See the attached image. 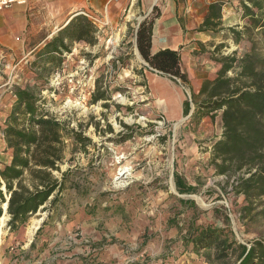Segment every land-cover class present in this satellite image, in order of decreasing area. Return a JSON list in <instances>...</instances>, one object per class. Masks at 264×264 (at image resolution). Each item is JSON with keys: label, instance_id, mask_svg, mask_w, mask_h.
Returning <instances> with one entry per match:
<instances>
[{"label": "rangeland", "instance_id": "374dc122", "mask_svg": "<svg viewBox=\"0 0 264 264\" xmlns=\"http://www.w3.org/2000/svg\"><path fill=\"white\" fill-rule=\"evenodd\" d=\"M53 2L30 0L31 10L27 2L22 5H27L28 21L18 34L23 50L13 54L10 49L12 55L0 59V133L16 101L8 92L22 86L43 99L45 111L82 131L92 144L83 149L66 140L60 169L68 172L67 182L55 206L48 202L16 232L9 231L7 215L0 218V264H221L208 262L184 237L192 223L223 226L225 216L240 242L250 245L260 238L264 225L240 218L243 196L232 191V179L215 175L210 164L212 145L222 133L220 112L193 118L194 109L181 122L164 120L146 98L140 69L147 63L133 44L132 31L128 28L121 38L119 31H104L110 23L101 17L83 14L103 27L95 45L68 41L70 50L60 65L44 61L39 52L55 36L47 39L56 26L50 22L56 17ZM37 4L41 12L33 24ZM237 48L241 55L244 47ZM97 79L110 100L93 104ZM135 130L125 143L114 140ZM1 157L3 164L8 158ZM61 172L55 174L61 178ZM175 172L197 192L179 194ZM178 198L194 200L197 208Z\"/></svg>", "mask_w": 264, "mask_h": 264}, {"label": "trees", "instance_id": "16d2710c", "mask_svg": "<svg viewBox=\"0 0 264 264\" xmlns=\"http://www.w3.org/2000/svg\"><path fill=\"white\" fill-rule=\"evenodd\" d=\"M240 5L245 20L240 28L222 27L223 3L209 5L199 30L228 31L234 44L244 47V52L239 55L237 48L223 54L224 48L229 47L227 43L215 47L212 58L219 69L215 78L204 81L198 95L192 94L195 111L191 117L213 118L214 113L220 112L222 133L212 145L210 164L215 175L225 176L227 181L232 179V191L243 196L240 218L264 225V0H241ZM153 17L145 18L136 32L137 49L147 63L140 69L141 73L151 68L187 84L189 79L182 69L179 51L151 52ZM98 30L86 15L77 14L44 44L40 56H45L44 61L48 63L60 65L63 54L70 50L69 42L95 45ZM13 93L16 101L2 126L11 160L0 167V217H9L10 232H16L39 210L45 209L48 202L55 206L60 201L68 175L60 169L66 140L83 149L92 144V139L82 131L45 111L43 99L28 87L14 86ZM196 96H202V101H197ZM108 100V91L102 89L97 79L91 102ZM189 104L190 101L185 103L186 114ZM108 127L113 132L111 124ZM125 127L133 130L132 126ZM95 129L98 130L97 123ZM136 134V130L123 133L114 140L122 144ZM55 172H61L62 177ZM174 180L179 194L198 190L177 172ZM178 199L184 205L197 208L194 200ZM223 224L192 223L184 237L186 244L192 245L196 253L202 251L208 262L228 264L234 260L232 264H264V233L248 245L237 239L228 216L224 217Z\"/></svg>", "mask_w": 264, "mask_h": 264}, {"label": "crops", "instance_id": "0c3cea01", "mask_svg": "<svg viewBox=\"0 0 264 264\" xmlns=\"http://www.w3.org/2000/svg\"><path fill=\"white\" fill-rule=\"evenodd\" d=\"M29 1V2H28ZM37 0H35L36 2ZM241 0H54L52 8L56 17L52 21L56 26L47 33V39H51L67 22L77 14H86L93 17H101L106 23H110L107 29L119 31L120 38L126 36V30L133 33V44L139 54L136 42V32L139 24L152 16L151 52L160 49H173L181 54V66L188 75L189 82L183 84L179 79H173L157 70L144 69L146 98L153 109L157 110L168 122H180L188 118L195 104L191 101L192 94L198 95L204 81L213 79L219 69V65L213 60L212 51L221 43H227L228 53L236 47L231 34L228 31H200V27L207 15L209 5L215 2L223 3L222 27L240 28L245 20L242 17L243 10ZM30 0H27V4ZM51 2L49 3V6ZM14 4L10 10L0 13V59L23 50V43H19L18 34L25 30L27 17L25 8L27 5ZM30 5V4H29ZM36 11L34 18L30 17V23L37 24ZM156 7V9H155ZM50 8V7H49ZM31 10V5H30ZM53 11V12H54ZM66 16H62V15ZM155 14L158 16L155 18ZM29 15H32L30 13ZM90 16V17H91ZM96 25V21H93ZM5 25V27H3ZM100 31L103 30L98 25ZM128 31V32H129ZM233 49V50H232ZM232 50V51H231ZM222 51L223 54H228ZM218 54H215L216 56ZM18 66L14 65L16 68ZM147 66V64H146ZM8 94L14 97L12 90ZM2 95H4L2 93ZM7 95V94H5ZM8 97V95H7ZM6 97V98H7ZM190 97V99H189ZM199 96H196L198 98ZM190 101L188 114L185 113V103ZM187 109V107H186ZM1 123V120H0ZM6 150V142L3 133H0V158L7 155V164L11 160L9 151ZM0 163V167L3 165Z\"/></svg>", "mask_w": 264, "mask_h": 264}, {"label": "built area", "instance_id": "2783aa9c", "mask_svg": "<svg viewBox=\"0 0 264 264\" xmlns=\"http://www.w3.org/2000/svg\"><path fill=\"white\" fill-rule=\"evenodd\" d=\"M27 0H0V12L14 4H25Z\"/></svg>", "mask_w": 264, "mask_h": 264}, {"label": "bare ground", "instance_id": "6f19581e", "mask_svg": "<svg viewBox=\"0 0 264 264\" xmlns=\"http://www.w3.org/2000/svg\"><path fill=\"white\" fill-rule=\"evenodd\" d=\"M181 121H182V120H181ZM181 121H180V122H181ZM199 199H200V198H199ZM201 202H202V201H201ZM201 202H200V203H201ZM204 203H205V202H204ZM0 218H3V217H0Z\"/></svg>", "mask_w": 264, "mask_h": 264}, {"label": "water", "instance_id": "95a60500", "mask_svg": "<svg viewBox=\"0 0 264 264\" xmlns=\"http://www.w3.org/2000/svg\"><path fill=\"white\" fill-rule=\"evenodd\" d=\"M4 209H6V208L4 207Z\"/></svg>", "mask_w": 264, "mask_h": 264}]
</instances>
